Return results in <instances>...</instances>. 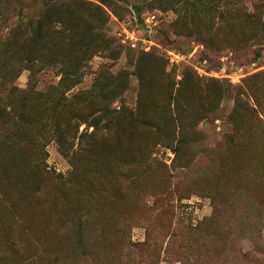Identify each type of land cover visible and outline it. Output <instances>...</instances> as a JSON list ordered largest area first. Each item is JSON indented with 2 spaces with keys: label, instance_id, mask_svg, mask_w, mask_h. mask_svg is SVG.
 Masks as SVG:
<instances>
[{
  "label": "rangeland",
  "instance_id": "obj_1",
  "mask_svg": "<svg viewBox=\"0 0 264 264\" xmlns=\"http://www.w3.org/2000/svg\"><path fill=\"white\" fill-rule=\"evenodd\" d=\"M54 1L0 0V264H264V0H69L89 49L29 53Z\"/></svg>",
  "mask_w": 264,
  "mask_h": 264
},
{
  "label": "trees",
  "instance_id": "obj_2",
  "mask_svg": "<svg viewBox=\"0 0 264 264\" xmlns=\"http://www.w3.org/2000/svg\"><path fill=\"white\" fill-rule=\"evenodd\" d=\"M68 1L69 0H56L54 2H50L47 4L45 3L42 12L37 17L35 16L30 18L28 20L29 22L27 25L25 24L17 25V28L28 27V32H29L26 35L28 37L25 36L22 39L23 43L21 46L23 47L28 41L33 42L34 45H32L31 49H29V53H47L44 52V49L46 48L49 50H53V49L56 50V52L49 51L51 53H65L68 52L67 49H71L69 53H74L75 52L74 48L78 47V49L79 48L83 49V47L85 48V46L87 47L86 49L88 50L89 46L83 45V38L81 39L80 42H77L78 45L73 44L66 48L65 46L66 44L63 46L62 43L63 40H61L60 38L58 39L56 36V34L59 33H55L53 31L54 29L53 27L54 24H56V22H59L61 24L63 20L62 19L63 14H65L64 11L61 10V8L63 5H66ZM82 4L85 5L86 3H82ZM79 21L82 22L81 17L79 18ZM182 27H184V25ZM13 35H14L13 38H16L17 35L16 31H13ZM52 37H56L57 41H55L50 45L49 41L52 39ZM46 40H48V42H45ZM21 42H19V45ZM41 43H43V46L40 47L39 44ZM20 51L24 52V50L21 49V47H20ZM136 72L140 83H145L147 76L145 70L141 66H137Z\"/></svg>",
  "mask_w": 264,
  "mask_h": 264
}]
</instances>
